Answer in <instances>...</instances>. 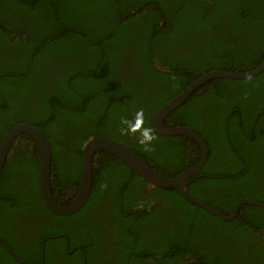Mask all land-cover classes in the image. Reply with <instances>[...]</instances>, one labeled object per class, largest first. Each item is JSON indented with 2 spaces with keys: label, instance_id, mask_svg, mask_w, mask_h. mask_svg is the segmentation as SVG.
Returning <instances> with one entry per match:
<instances>
[{
  "label": "trees",
  "instance_id": "16d2710c",
  "mask_svg": "<svg viewBox=\"0 0 264 264\" xmlns=\"http://www.w3.org/2000/svg\"><path fill=\"white\" fill-rule=\"evenodd\" d=\"M263 61L264 0H0V142L21 122L39 127L52 147V193L73 192L71 201L80 184L82 147L92 136L122 141L156 170L176 177L196 164L201 148L187 136L156 133L155 112L210 71L245 72ZM165 124L193 127L210 147L205 165L191 177L193 196L225 215L241 199L264 202V70L247 79L205 82ZM145 129L153 137L147 151L139 143ZM106 170L115 171L103 179ZM110 180L120 185L103 194L100 185ZM147 183L102 151L89 200L73 214H56L41 193L34 141L18 136L0 178V264H42L47 237L46 263H52L53 247L64 254L62 234L72 243L89 238L97 249L102 232L89 213L108 201L121 219L118 235L138 231L137 240L146 243L147 226L166 216L163 209L148 214L146 208L131 218L123 211L130 208L133 185ZM151 193L176 206L179 230L142 245L146 250L179 248L173 261L183 264H264L258 258L264 238L257 234L264 233V207L243 204L237 218L225 221L176 189L155 187ZM38 212L43 222L36 229L16 228L23 215ZM248 238L252 255L237 260ZM225 247L233 249L228 254ZM116 250L125 254L113 264H128V249Z\"/></svg>",
  "mask_w": 264,
  "mask_h": 264
},
{
  "label": "water",
  "instance_id": "95a60500",
  "mask_svg": "<svg viewBox=\"0 0 264 264\" xmlns=\"http://www.w3.org/2000/svg\"><path fill=\"white\" fill-rule=\"evenodd\" d=\"M159 64V63H158ZM156 64L159 70L170 72L169 69L163 68ZM264 70V61L251 70L240 71H226L213 70L201 76L192 82L187 89L182 93L167 101L162 105L153 115L152 125L156 133L163 136L183 135L187 136L197 142L201 148V157L195 165L188 168L183 173L176 177H169L151 165L143 161L136 153H134L126 144L116 139L92 136L88 138L83 144V158L81 163V177L80 184L76 190L72 201L63 205L58 203L52 193L51 188V159L52 147L43 131L28 122H21L11 128L2 138L0 142V178L4 169L7 157L10 153L12 145L16 142L18 136L28 134L34 141L38 156H39V176L41 193L46 205L56 214L70 215L81 209L88 201L93 188L94 177V161L100 152H109L118 157L125 163L132 171L136 172L140 177L147 180L152 187H165L178 190L187 200L203 208L212 215L224 219L232 220L239 214L240 208L243 204H251L259 207H264V202L255 201L244 198L236 202L234 212L229 216L209 206L200 199H197L189 191V184L191 177L196 174L205 165L210 152V147L205 138L193 127L190 126H167L165 124L168 116L180 105H182L192 93L205 82L220 77H227L233 79H247L254 77ZM45 243V240H44ZM44 249V247H43ZM194 258V257H192ZM195 262V260H192ZM182 264V263H181Z\"/></svg>",
  "mask_w": 264,
  "mask_h": 264
},
{
  "label": "flooded vegetation",
  "instance_id": "af4514ba",
  "mask_svg": "<svg viewBox=\"0 0 264 264\" xmlns=\"http://www.w3.org/2000/svg\"><path fill=\"white\" fill-rule=\"evenodd\" d=\"M109 171H115V170H106L103 172L101 171L100 177L104 179L105 175ZM93 181H94V177H93ZM116 181H119V180H116ZM116 181L110 180L108 183H104L103 185L101 184L100 188L102 186L104 187V190L102 191L103 194H104V191H106V188L112 189V188H115L117 185L119 186L120 184L114 183ZM51 188H52V184H51ZM154 188L155 187L150 186L149 183L145 184L144 186L141 184L139 185L134 184L133 188L131 189V193H129L130 199L132 200L130 202V208L127 209L126 211H123L125 215L131 218L133 216H141L146 208L148 209V214H153V212L157 211V209H163L162 215H166V216L162 217L159 215L158 217H156L157 220L155 222H152L151 224L147 226L148 237H147L146 243H144L145 240L141 239L140 242L137 240L138 231H129L128 234L124 236H119L117 233V230H118V226L121 224V219L115 212L116 208L114 207V204L112 201H108L107 203L102 202L100 204H95L94 206H92V210L89 213V214L92 213L89 220L92 221L94 225L97 228H99L100 231L102 232V237H101V241H100L98 248L95 250L92 249L91 241L89 238H85L84 240H80V241L72 243L66 234H62L65 237H67L66 244L64 246V254L58 255V251L61 249V247H57V246L53 247V253H54L56 261L54 262L52 261V263H49V264H90L88 260L89 258H92V257H93L92 260L95 261L92 264H109V263L113 264L114 262L118 261L122 257L123 254H125V252L118 251L116 249H122L124 247H126L129 251L127 261H126L128 264H181V263L183 264V263H187L186 261L184 262H181V261L174 262L173 261L174 256L179 251V248L168 250L166 247L161 246L159 249H156L154 251V250H146V247L142 246V245H150L152 243H158L159 240H155V239L162 238V234H170L174 232L177 233L179 230L178 220L174 213L176 206L173 204H170L168 201V198L164 199L162 198L163 196L160 194L156 195L154 193H151ZM141 191L144 193H140ZM73 194L74 193L72 192L71 195H67L66 197H63L61 193H59V195L57 194L56 197L58 198L60 202L56 199L55 196L54 198L58 203L66 205L67 202L71 201L69 199L72 197ZM136 220L139 221L138 218H136ZM150 220L151 219L149 218L148 221ZM42 222H43V217L38 212L32 216L23 215L20 218L19 222H17L15 225L19 231L25 230V232L27 231L31 232L32 230L36 229ZM163 226H168L170 230L159 229ZM195 234L197 233L195 232ZM257 234L264 238L263 232H258ZM142 236L145 237L144 234ZM46 239H48V237L44 239L45 243H46ZM44 240H43L44 249L42 247L41 261H42V264H47ZM253 243L254 242H252L250 238L247 239L246 248L239 250V252L237 253L238 255L239 253L242 252V259L240 257H237V260H244L246 259V256L252 255L250 250L253 251L252 249L253 247L251 246ZM261 243L263 244L264 242H261ZM85 244H88L89 247L87 248ZM6 246L10 254L12 255V258L16 260L17 262L21 263L22 260L19 257H17L16 254L13 253V251L8 246V243H6ZM232 249L233 248L225 247V250L227 251L228 254H229V251H231ZM186 255H187V252H186ZM186 258L191 259V262H193L192 261L193 259L195 260V262L197 261V259L195 258L193 254L187 255ZM258 258L260 260L264 258V249H262L259 252ZM23 263L38 264L37 262H32L28 260H24Z\"/></svg>",
  "mask_w": 264,
  "mask_h": 264
},
{
  "label": "clouds",
  "instance_id": "9594fccd",
  "mask_svg": "<svg viewBox=\"0 0 264 264\" xmlns=\"http://www.w3.org/2000/svg\"><path fill=\"white\" fill-rule=\"evenodd\" d=\"M150 131H151L150 129H145L143 131V133H142V139L139 141V143H141L142 145H144L146 151L147 150H150V142L153 139L152 135L150 134ZM234 219H232V220H234ZM228 221H230V220H228Z\"/></svg>",
  "mask_w": 264,
  "mask_h": 264
}]
</instances>
